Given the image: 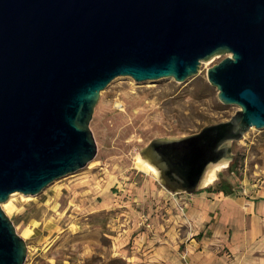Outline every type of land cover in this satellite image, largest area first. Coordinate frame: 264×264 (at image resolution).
<instances>
[{
  "label": "water",
  "instance_id": "water-1",
  "mask_svg": "<svg viewBox=\"0 0 264 264\" xmlns=\"http://www.w3.org/2000/svg\"><path fill=\"white\" fill-rule=\"evenodd\" d=\"M229 119L152 139L141 156L172 193L206 185L230 143L264 129V0H0V264H23L27 243L2 203L37 195L97 153L90 121L119 76L186 82L203 60Z\"/></svg>",
  "mask_w": 264,
  "mask_h": 264
},
{
  "label": "rangeland",
  "instance_id": "rangeland-1",
  "mask_svg": "<svg viewBox=\"0 0 264 264\" xmlns=\"http://www.w3.org/2000/svg\"><path fill=\"white\" fill-rule=\"evenodd\" d=\"M224 57L203 60L186 82L119 76L101 91L90 121L96 156L39 194L14 192L1 205L27 243L23 264H168L163 253L149 250L161 243L157 233L163 235L167 222L176 243L185 229L181 212L188 194L166 190L154 174L138 168L137 158L154 138L198 132L240 109L222 103L207 78L208 68ZM229 157L204 188L221 181L246 194L264 188V129L253 127L231 142ZM177 244L173 264L185 262V243ZM213 253L234 259L227 248Z\"/></svg>",
  "mask_w": 264,
  "mask_h": 264
},
{
  "label": "crops",
  "instance_id": "crops-1",
  "mask_svg": "<svg viewBox=\"0 0 264 264\" xmlns=\"http://www.w3.org/2000/svg\"><path fill=\"white\" fill-rule=\"evenodd\" d=\"M187 194L189 202L181 212L185 229L177 240L186 246L181 264H264V188L255 194L201 189ZM170 225L166 223L163 235L157 233L161 243L156 245V241L149 251L163 253L166 263L173 264L179 244L174 243L175 230ZM216 248H227L234 259L213 253Z\"/></svg>",
  "mask_w": 264,
  "mask_h": 264
},
{
  "label": "bare ground",
  "instance_id": "bare-ground-1",
  "mask_svg": "<svg viewBox=\"0 0 264 264\" xmlns=\"http://www.w3.org/2000/svg\"><path fill=\"white\" fill-rule=\"evenodd\" d=\"M229 159L230 157H226L216 163L210 164L205 173L203 184L208 185L213 183L217 178L218 171L227 166ZM137 166L141 170L150 172L158 178V170L152 164H150L146 159H144L141 155H139L137 158ZM14 194L15 193H12L11 196Z\"/></svg>",
  "mask_w": 264,
  "mask_h": 264
},
{
  "label": "trees",
  "instance_id": "trees-1",
  "mask_svg": "<svg viewBox=\"0 0 264 264\" xmlns=\"http://www.w3.org/2000/svg\"><path fill=\"white\" fill-rule=\"evenodd\" d=\"M229 170H235V167L232 165L229 166ZM203 190L209 191V192H223L224 194H229L233 192V187L225 182V181H221L218 182L216 185H211L208 186L207 188H204Z\"/></svg>",
  "mask_w": 264,
  "mask_h": 264
}]
</instances>
